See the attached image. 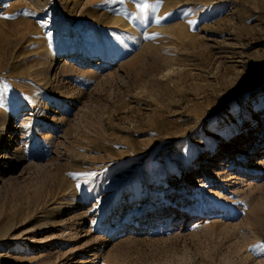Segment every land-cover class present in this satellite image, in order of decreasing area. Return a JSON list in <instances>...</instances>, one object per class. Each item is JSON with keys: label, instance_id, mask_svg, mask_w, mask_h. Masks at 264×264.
Segmentation results:
<instances>
[{"label": "rangeland", "instance_id": "rangeland-1", "mask_svg": "<svg viewBox=\"0 0 264 264\" xmlns=\"http://www.w3.org/2000/svg\"><path fill=\"white\" fill-rule=\"evenodd\" d=\"M177 8L0 0V264H264V0Z\"/></svg>", "mask_w": 264, "mask_h": 264}, {"label": "bare ground", "instance_id": "bare-ground-1", "mask_svg": "<svg viewBox=\"0 0 264 264\" xmlns=\"http://www.w3.org/2000/svg\"><path fill=\"white\" fill-rule=\"evenodd\" d=\"M162 1V11L160 10V12H161V14L160 15H163L164 13H166V12H168V11H170L171 10V13H172V10L173 9H176L177 7H179L180 6V4L181 3H188V2H190V0L188 1H183V0H161ZM198 2V1H197ZM195 3V2H194ZM197 4V3H196ZM195 4V5H196ZM199 4V3H198ZM208 4V3H207ZM206 4V5H207ZM191 5V4H190ZM206 5H204V6H206ZM198 6V5H197ZM201 6H202V4H201ZM201 6H199V7H201ZM203 6V7H204ZM195 7V6H194ZM198 8V7H197ZM178 9V8H177ZM192 9H194V8H192ZM159 15V16H160ZM184 17V16H183ZM187 19L185 18V19H180V18H175V24H172V25H168V26H164L161 30H164V32H165V30H167V32H168V30L170 31V32H173V30H176V28L178 27V26H181L182 24L184 25V21H186ZM172 21V20H171ZM172 22H174V21H172ZM187 25V24H186ZM182 28V27H181ZM181 28H180V31H181ZM177 31V30H176ZM166 33V32H165ZM187 33V32H186ZM169 35H171V34H169ZM168 35V36H169ZM174 35H175V32H174ZM12 83V82H11ZM2 86V85H1ZM20 87H21V85H19ZM19 87V88H20ZM16 88H17V86H16ZM9 90H11V89H9ZM19 91H21L20 89H19ZM23 91H25V88H24V90ZM8 92V91H7ZM12 94V93H11ZM6 97H8V96H6ZM11 97V96H10ZM8 108V107H7ZM6 115L7 114H5L4 113V111H3V109L2 108H0V121H2L3 120V123L4 122H6L8 119L6 118ZM2 140L0 139V142H1ZM1 146V145H0ZM4 146H1L0 147V158H4V152H2V148H3ZM264 159V158H263Z\"/></svg>", "mask_w": 264, "mask_h": 264}, {"label": "snow or ice", "instance_id": "snow-or-ice-1", "mask_svg": "<svg viewBox=\"0 0 264 264\" xmlns=\"http://www.w3.org/2000/svg\"><path fill=\"white\" fill-rule=\"evenodd\" d=\"M121 2H123V0H121ZM158 2H159V0H158ZM149 7V5L147 4V3H144L143 5H142V8H141V11H143V9H146V8H148ZM25 15H28V13H24ZM170 15V14H169ZM183 15H187V13H183ZM161 19H163V18H161ZM161 22V20L160 19H157L156 21H155V23H157V24H159ZM188 23H189V25L191 26V25H195L196 24V21H194V20H190V21H188ZM146 39H148V38H150V37H145ZM7 91H8V89H7V87H5L4 89H2V90H0V108H2V107H5V100H6V96H7ZM76 175H87V176H92V175H94V174H92V173H78V174H76ZM81 188V185H77V189L79 190ZM254 247H259V248H264V244H261V245H256V246H254Z\"/></svg>", "mask_w": 264, "mask_h": 264}]
</instances>
